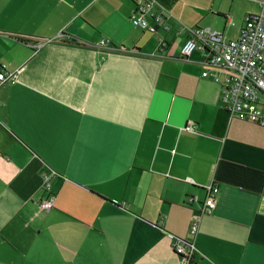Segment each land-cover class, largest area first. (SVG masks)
<instances>
[{"label":"crops","instance_id":"0c3cea01","mask_svg":"<svg viewBox=\"0 0 264 264\" xmlns=\"http://www.w3.org/2000/svg\"><path fill=\"white\" fill-rule=\"evenodd\" d=\"M135 1L0 0V70L20 69L0 84V264H179L212 185L195 264H264V127L228 116L205 51L180 55L186 28L233 39L259 0H141L156 33Z\"/></svg>","mask_w":264,"mask_h":264},{"label":"built area","instance_id":"2783aa9c","mask_svg":"<svg viewBox=\"0 0 264 264\" xmlns=\"http://www.w3.org/2000/svg\"><path fill=\"white\" fill-rule=\"evenodd\" d=\"M134 3L131 23L147 32L156 33L163 26V12H154L145 17L149 4L141 0ZM258 4V11L245 14L242 27L233 39H225L220 31L209 27L186 28L187 36L182 42L180 55L188 58L197 50L205 51L201 75L219 84V100L228 116L264 127V0H259ZM159 40L162 42L161 38ZM40 45L41 42L35 47ZM19 71L0 70V84L17 80ZM194 128L195 124L191 121L181 127L191 132H194ZM51 174L43 172L40 176V187L44 192L49 190ZM217 191L214 185L207 188L205 198L196 210L197 216L188 226L189 238H171V248L178 256L179 264H195L197 249L193 237L198 229V215L211 211ZM53 200L54 196L48 193L40 200V208L50 209Z\"/></svg>","mask_w":264,"mask_h":264},{"label":"trees","instance_id":"16d2710c","mask_svg":"<svg viewBox=\"0 0 264 264\" xmlns=\"http://www.w3.org/2000/svg\"><path fill=\"white\" fill-rule=\"evenodd\" d=\"M67 37H68V38H67V42H77V41H76L77 38H75L74 36H72V35H68Z\"/></svg>","mask_w":264,"mask_h":264}]
</instances>
